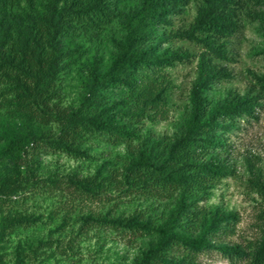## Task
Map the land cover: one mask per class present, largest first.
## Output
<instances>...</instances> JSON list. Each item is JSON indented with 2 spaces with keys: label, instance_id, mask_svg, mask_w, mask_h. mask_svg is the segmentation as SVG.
Masks as SVG:
<instances>
[{
  "label": "trees",
  "instance_id": "trees-1",
  "mask_svg": "<svg viewBox=\"0 0 264 264\" xmlns=\"http://www.w3.org/2000/svg\"><path fill=\"white\" fill-rule=\"evenodd\" d=\"M191 1L0 0V97L5 100L0 103V158L13 161L12 167L0 173L1 201L35 180L38 165L36 159H28L29 150L45 148L89 158L84 143L90 138L126 143L128 157L121 165L119 184L168 198L171 205L159 220L139 213L84 218L134 238L150 236L131 264H197L198 254L209 250H216L231 264H264V179L260 173L249 167L263 198L261 235L252 249L238 243H215L236 214L199 205L212 182L231 173L220 155L226 134L236 128L238 120L257 118L256 109L264 97V73L256 76L259 91L255 94L228 91L216 100L209 97L215 82L232 75L217 60L228 59L226 38L240 28L237 0H199L192 23L179 33L204 47L188 92L187 113L171 140L147 135L132 150V140L138 138L134 124L165 114L172 88L165 70L190 58L187 51L161 48L164 33L160 28ZM253 2L264 6V0ZM255 13L264 31V11ZM104 36L111 48L107 57L97 49L90 55L79 103L60 105L57 81L61 73L79 62L85 53L84 41L97 43ZM52 122L57 124L55 132L43 128ZM111 165L106 160L94 175L69 180L98 194L114 178L112 171L104 174ZM36 220L31 215H3L0 235ZM15 264H23L19 253Z\"/></svg>",
  "mask_w": 264,
  "mask_h": 264
},
{
  "label": "rangeland",
  "instance_id": "rangeland-1",
  "mask_svg": "<svg viewBox=\"0 0 264 264\" xmlns=\"http://www.w3.org/2000/svg\"><path fill=\"white\" fill-rule=\"evenodd\" d=\"M237 1L240 28L226 38L228 59L217 60L232 75L213 84L209 97L214 100L222 98L228 91L257 93L256 76L264 73V31L260 29L262 24L255 13L264 11V6L255 4L254 0ZM198 3L199 0H192L181 13L171 17L169 25L160 28L164 33L161 48L187 51L190 58L165 70L172 84L165 114H157L154 121L142 119L134 124L138 138L132 140V150L147 135L171 140L187 113L188 92L196 75L198 55L204 47L179 33L192 23ZM84 45L85 53L79 62L62 72L57 81L62 106L79 103L87 79V64L95 49L107 57L111 48L105 36L97 43L84 41ZM259 101L257 118L238 120L236 128L226 134V146L220 155L230 165L231 173L214 180L207 195L199 200V205L206 209L218 206L236 214V220L219 232L215 243H238L247 250L253 248L263 225L260 216L263 198L249 171V167L254 168L264 179V97ZM3 102L5 100L0 97V103ZM5 117L9 121L10 118ZM56 127L55 122L43 126L52 132ZM84 146L89 149V158H76L45 148L29 150L28 159H36L34 163L38 165L35 180L10 199L0 200V219L7 214H21L37 220L0 235V264H15L18 253L23 264H131L139 249L151 239L150 236L134 238L96 220H85L87 215L113 217L132 213L159 220L171 201L119 184L121 165L128 157L126 143L112 144L93 137ZM106 160L112 161V165L104 170V174L112 171L114 178L106 181L104 185L107 183L108 186L98 194L86 192L69 180V177L80 179L94 175L96 168ZM12 166L11 158H0V173ZM24 169L22 166V173H25ZM196 262L231 264L216 250L201 252Z\"/></svg>",
  "mask_w": 264,
  "mask_h": 264
}]
</instances>
